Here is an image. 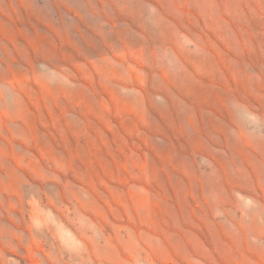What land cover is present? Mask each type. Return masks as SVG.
<instances>
[{
    "label": "rangeland",
    "instance_id": "1",
    "mask_svg": "<svg viewBox=\"0 0 264 264\" xmlns=\"http://www.w3.org/2000/svg\"><path fill=\"white\" fill-rule=\"evenodd\" d=\"M0 264H264V0H0Z\"/></svg>",
    "mask_w": 264,
    "mask_h": 264
}]
</instances>
